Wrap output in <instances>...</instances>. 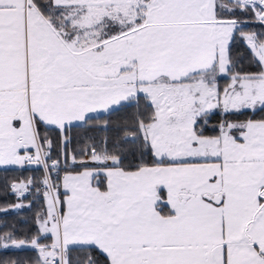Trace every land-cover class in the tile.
<instances>
[{"label":"snow or ice","instance_id":"snow-or-ice-1","mask_svg":"<svg viewBox=\"0 0 264 264\" xmlns=\"http://www.w3.org/2000/svg\"><path fill=\"white\" fill-rule=\"evenodd\" d=\"M237 37L257 71L238 70ZM142 99L116 142L69 154L63 137L53 179L40 124L63 131ZM248 111L264 113V0H0V165H42L46 200L37 233L0 234V250L32 248V264H264V116L208 128Z\"/></svg>","mask_w":264,"mask_h":264},{"label":"trees","instance_id":"trees-1","mask_svg":"<svg viewBox=\"0 0 264 264\" xmlns=\"http://www.w3.org/2000/svg\"><path fill=\"white\" fill-rule=\"evenodd\" d=\"M227 2V0H225ZM239 18H249L244 17L242 14L237 13ZM259 23H251L244 27V31H253L259 30ZM232 56L235 60L239 62L238 70L243 71H257L255 67L250 62V52L249 49L245 46L243 40L239 37L236 38L232 45ZM228 82L227 75H222L220 77V83L226 84ZM143 110L144 101L143 99L140 102L139 106H123L119 107L117 110H113L109 113H98L91 114L92 117L89 123L79 122L73 123L67 129L61 131L55 126H47L40 124L39 128L41 134H47L51 138L52 148H51V157L59 158L61 160V171L65 168L63 152L65 151L64 145L62 143L63 137H69L71 142L67 147L69 154L73 150H78L83 146L84 141L90 137H94L97 141L106 137L109 144L120 140L123 135L122 125L126 120H130L133 117V114L138 110ZM213 119L220 118L219 113H215ZM264 113H257L253 115L252 112H245L243 115H225L226 119L232 120H244L252 117H262ZM108 121V127L102 128L100 125L103 121ZM209 132L212 133L211 127L208 125ZM64 164V165H63ZM69 169H79L77 165L72 164L68 160ZM29 178H34L36 183L30 186V192L24 197H19L16 192L13 191L11 185L16 181L28 180ZM43 178V169L39 167H27L26 165H0V209L7 208L8 211H0V234H3L8 231H15L16 238H27L37 233L36 225V215L37 213H42L46 207V200L42 192V183L40 181ZM39 188L40 192H36L35 189ZM17 204H24L25 207L16 208L13 207ZM31 205L28 207L27 205ZM50 236L42 238L41 242H49ZM74 257H78L80 260L85 259V253L81 250L75 249L73 252ZM93 256H96L97 253H92ZM37 256L36 250L32 248H24L20 250L8 249L0 250V264H7L15 259H24L28 264H32V261Z\"/></svg>","mask_w":264,"mask_h":264},{"label":"rangeland","instance_id":"rangeland-1","mask_svg":"<svg viewBox=\"0 0 264 264\" xmlns=\"http://www.w3.org/2000/svg\"><path fill=\"white\" fill-rule=\"evenodd\" d=\"M99 113H101V112H99ZM216 113H219V116H220V118L217 120V119H215L216 121H212V120H214L213 119V117H216V115L214 116V114L211 116V118H210V120H209V122H208V125L212 128V126L213 125H215V124H217L220 120H222V119H226L225 118V115L224 114H222V113H220V112H216ZM96 114H98V113H96ZM262 116H264V115H262ZM252 118H254V119H259V118H261V117H252ZM227 120H232V119H227ZM243 120V119H242ZM232 121H239V120H232ZM79 123V122H78ZM62 131V130H61ZM210 134H214V133H210ZM31 151H35V149H31L30 150V152ZM64 165V164H63ZM61 177H62V171H61ZM21 181H24V182H27L26 180H20V181H16L15 183H17V182H21ZM30 192V191H29ZM28 192V193H29ZM28 193H25V195L26 194H28ZM50 242V241H49ZM49 242H42V243H49Z\"/></svg>","mask_w":264,"mask_h":264},{"label":"built area","instance_id":"built-area-1","mask_svg":"<svg viewBox=\"0 0 264 264\" xmlns=\"http://www.w3.org/2000/svg\"><path fill=\"white\" fill-rule=\"evenodd\" d=\"M31 152H34V151H31ZM52 159H57V158L52 157ZM49 163H50V161H49ZM40 166H41L42 169H43V176H44V174H45V169L43 168L42 165H40ZM61 167H62V164H60V169H59V170H53V171H51V175H52L53 179H56L57 176H60V177H61ZM41 189H42V192L45 191V188H44L43 184H42Z\"/></svg>","mask_w":264,"mask_h":264},{"label":"crops","instance_id":"crops-1","mask_svg":"<svg viewBox=\"0 0 264 264\" xmlns=\"http://www.w3.org/2000/svg\"><path fill=\"white\" fill-rule=\"evenodd\" d=\"M92 114H96V113H92ZM89 115H91V114H89ZM218 119H219V118H218ZM218 119H217V120H218ZM212 121H216V120L214 119V120H212ZM73 123H78V122H73ZM30 150H31V149H30ZM30 150H29V151H30ZM92 166H95V165H92ZM70 170H80V169H71V168H70ZM62 176H63V173H62Z\"/></svg>","mask_w":264,"mask_h":264},{"label":"water","instance_id":"water-1","mask_svg":"<svg viewBox=\"0 0 264 264\" xmlns=\"http://www.w3.org/2000/svg\"><path fill=\"white\" fill-rule=\"evenodd\" d=\"M50 140H51V138L50 137H48ZM27 167H39L40 165H31V164H25Z\"/></svg>","mask_w":264,"mask_h":264}]
</instances>
